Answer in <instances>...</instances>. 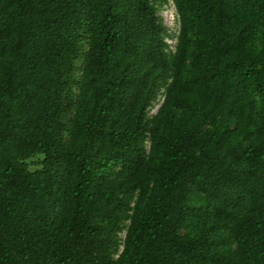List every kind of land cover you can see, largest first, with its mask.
<instances>
[{
  "label": "trees",
  "instance_id": "trees-1",
  "mask_svg": "<svg viewBox=\"0 0 264 264\" xmlns=\"http://www.w3.org/2000/svg\"><path fill=\"white\" fill-rule=\"evenodd\" d=\"M166 1L0 0V264H264V0Z\"/></svg>",
  "mask_w": 264,
  "mask_h": 264
},
{
  "label": "rangeland",
  "instance_id": "rangeland-1",
  "mask_svg": "<svg viewBox=\"0 0 264 264\" xmlns=\"http://www.w3.org/2000/svg\"><path fill=\"white\" fill-rule=\"evenodd\" d=\"M158 15L161 16V18L164 21V25L166 26L168 30V36L166 38V42L169 44V49L171 51H175V46L177 44V37L180 31V21L177 9L175 7V4L172 0H168L164 2L161 6V8L158 11ZM82 63H78V67H80ZM164 88L159 92L157 100L154 102V105L150 108H148V115L153 116L156 114L164 96ZM147 146H149V142L147 143ZM36 160V159H34ZM36 169V167L32 166V170ZM121 240L125 237V231L120 234ZM123 244V241L120 242ZM122 248V246H121Z\"/></svg>",
  "mask_w": 264,
  "mask_h": 264
}]
</instances>
